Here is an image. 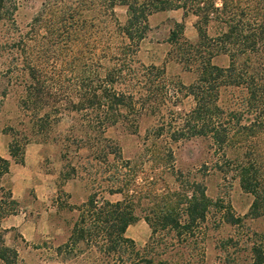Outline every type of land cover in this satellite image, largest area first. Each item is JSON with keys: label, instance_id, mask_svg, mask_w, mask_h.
Segmentation results:
<instances>
[{"label": "trees", "instance_id": "trees-1", "mask_svg": "<svg viewBox=\"0 0 264 264\" xmlns=\"http://www.w3.org/2000/svg\"><path fill=\"white\" fill-rule=\"evenodd\" d=\"M242 1L220 0L216 5L215 0H48L44 4L34 20L48 17L45 30L53 49L50 57L30 51V63L22 68L26 79L19 105L29 112L28 123L33 130L30 136L47 138L48 131L43 129H55L63 115L70 118L58 141L68 167L59 173L61 184L76 172L68 160L69 141L83 144L76 145V152L86 148L85 164L112 159L129 165L130 160L123 156L119 144L105 134L106 130L120 124L135 132L142 114L162 115L160 96L171 98L184 89L193 105L162 122L159 129H149L150 135L157 139L165 135L170 142L208 138L221 157L216 168L231 172L240 188L252 195L247 216L264 215V0ZM116 4L126 8L123 23L116 19ZM13 9L8 0H0V18L12 16ZM171 9L194 14L198 34L195 42H187L195 52L191 59L195 77L177 88L165 84L163 67L132 64V54L149 29L148 17ZM210 23L216 27L212 35L208 32ZM174 24L177 31H171V41L186 42L183 24ZM57 37L63 45L59 54ZM114 37L117 44L113 47L109 40ZM218 55H226L228 64L212 63ZM58 60L60 65L56 67ZM166 124L171 129H164ZM10 129L5 127L2 132L10 134ZM27 142L25 136L20 146L11 135L7 147L15 162L23 163V146ZM162 151L166 158L173 156L171 147ZM8 173L9 160L0 157V175ZM172 174L178 190L158 200L152 198L149 205L141 207L145 196L132 174L119 167L111 169L105 190L119 193L121 198L99 196L102 185H93L94 190L84 202L68 207L76 211V217L60 247L70 252L93 248L106 264H168V259L159 257V247H172L174 236L186 238L206 228L209 214L216 225L240 221L229 211L221 212L218 200L206 194L202 183L184 178L179 169ZM60 186L58 194L63 193ZM17 205L8 191L5 199L0 198V219L16 211ZM139 219L150 228L149 239L142 247L125 236L127 226ZM166 233L171 234L168 241L161 242ZM249 252L251 264H264L261 246L251 245ZM17 260V251L4 244L0 232V264H15Z\"/></svg>", "mask_w": 264, "mask_h": 264}, {"label": "rangeland", "instance_id": "rangeland-1", "mask_svg": "<svg viewBox=\"0 0 264 264\" xmlns=\"http://www.w3.org/2000/svg\"><path fill=\"white\" fill-rule=\"evenodd\" d=\"M47 1L8 0L10 8L14 7L12 16L0 18V133L5 137V142L1 140L0 145L5 143L7 147L8 140L14 135L22 146L27 136L28 142L23 148H30V162L23 167L16 165V170L0 175V198L5 199L8 191H11L13 198L20 197L16 211L0 219L4 244L17 251L18 260L15 264H106L93 248L70 252L60 245L66 241L76 217V211L68 207L84 202L94 190L93 185H102L98 190L99 196L109 200L121 198L119 193L109 194L105 190L110 170L115 167L132 174L135 185L145 196L141 207L149 205L152 198L158 200L177 191L179 185L172 172L179 169L184 178L205 186L206 194L218 200L221 212L229 211L235 217H240L238 223L222 221L216 225L213 215L209 214L206 228L195 230L186 238L174 236L172 247H159V257L168 259V264H251V245H259L264 249V215L254 218L247 216L252 195L240 188L231 172H221L216 168L221 163V157L209 139L191 137L170 142L165 135L159 139L150 135L149 129H159L162 122L173 119L177 113L187 111L193 105L192 98L185 94L184 89L171 98L160 96L158 107L162 115L155 117L142 114L135 132L120 124L106 130L105 134L119 144L123 156L130 160L129 165L110 159L104 163L91 160L90 166L84 163L86 148L75 151L76 145L83 144L76 140L69 141L71 150L68 160L76 172L61 184L59 173L66 172L68 167L58 141L63 138L70 118L63 115L55 129H43V132L48 131L45 132L48 133L47 138L30 136L33 130L28 123L29 112L23 111L19 105L24 95L23 81L26 79V72L22 68L28 61L30 63V51H40L42 56L50 57L53 49L48 41L49 33L45 30L48 17L45 16L41 21L34 20ZM215 4L220 5V0H215ZM113 9L117 21L123 23L126 19L125 6L116 4ZM195 20L194 14L184 15L182 9L152 13L148 17L149 29L132 54L133 66L153 64L163 67L165 84L176 88L180 83H190L195 77L191 66L195 52L187 42L193 43L198 38ZM175 22L183 24L182 37L186 42L181 39L176 43L171 41V31H177ZM215 31V24L210 23L209 34ZM116 39L109 40L113 47L117 44ZM55 41L59 54L63 45L58 37ZM211 61L225 66L228 57L218 55ZM59 65L58 60L56 67ZM5 127L12 128L10 134L2 132ZM164 129L171 127L166 124ZM165 147L173 150L170 159L163 156ZM84 166H87L86 169ZM59 185L63 193L58 194ZM169 235L166 233L161 237V242L168 241ZM125 236L133 239L136 246L142 247L149 239L150 228L143 219H139L127 226Z\"/></svg>", "mask_w": 264, "mask_h": 264}, {"label": "crops", "instance_id": "crops-1", "mask_svg": "<svg viewBox=\"0 0 264 264\" xmlns=\"http://www.w3.org/2000/svg\"><path fill=\"white\" fill-rule=\"evenodd\" d=\"M4 139H5V137L3 136L2 133H0V141L1 140L4 141ZM0 144H1V142H0ZM0 157H3V158L8 159L9 160V170L14 171V170H16V165L23 167V166H25L27 164V162H30V148H27L26 147L24 149V153H23V163L22 164H18V163H15L14 164V162L11 160V157H10L9 152H8V147H6V144L5 143H4V145L3 144L0 145ZM29 186H30V183H29ZM12 197H13V194H12ZM15 198H16V200H19L20 199V197L18 198V196H16Z\"/></svg>", "mask_w": 264, "mask_h": 264}]
</instances>
